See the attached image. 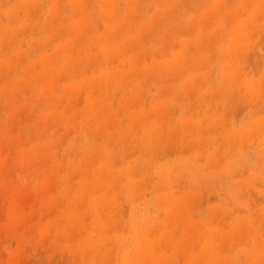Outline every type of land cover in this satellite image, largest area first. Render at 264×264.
<instances>
[{
    "label": "rangeland",
    "instance_id": "1",
    "mask_svg": "<svg viewBox=\"0 0 264 264\" xmlns=\"http://www.w3.org/2000/svg\"><path fill=\"white\" fill-rule=\"evenodd\" d=\"M0 264H264V0H0Z\"/></svg>",
    "mask_w": 264,
    "mask_h": 264
},
{
    "label": "bare ground",
    "instance_id": "2",
    "mask_svg": "<svg viewBox=\"0 0 264 264\" xmlns=\"http://www.w3.org/2000/svg\"><path fill=\"white\" fill-rule=\"evenodd\" d=\"M166 115V114H165ZM189 127V126H188ZM245 140H246V138H245ZM245 142V141H244ZM195 209V208H194ZM181 215V214H180ZM181 218V217H180ZM177 229V228H176ZM147 253V252H146ZM215 256V255H214ZM214 256H213V258H214Z\"/></svg>",
    "mask_w": 264,
    "mask_h": 264
}]
</instances>
